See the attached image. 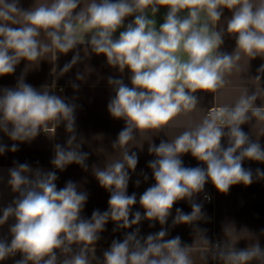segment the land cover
Instances as JSON below:
<instances>
[{"label":"clouds","instance_id":"1","mask_svg":"<svg viewBox=\"0 0 264 264\" xmlns=\"http://www.w3.org/2000/svg\"><path fill=\"white\" fill-rule=\"evenodd\" d=\"M157 4L167 7L158 27L147 11L151 6V12L158 13ZM224 9L232 12L227 32L234 34L236 49L253 58L264 54V0L258 5L252 0H89L86 7H81V0H51L27 10L19 0H0V77L13 74L21 61L35 62L53 49L73 53L60 69L69 72L83 60L79 45L86 33L91 52L103 55L120 72L127 69L130 83L107 78L114 93L107 110L124 121L112 142L122 153L120 159L95 169L93 175L109 199L106 210L94 209L90 217L82 215L87 191L72 180L57 185L58 171L73 164L89 168V153L76 143L77 105L35 88L23 75L14 87L0 88V133L13 142L0 143V155L17 152L19 144L30 143L50 124L62 125L68 134L64 144L53 145L52 169L18 161L8 169L7 183L17 195L0 209V225L14 220L9 225L11 239L0 238V261L19 253L15 264H92V246L111 221L114 231L133 230L113 239L102 258L95 257L98 264H193L191 248L178 235L165 239L169 232L164 226L171 217L173 225L187 224L203 233L199 222L206 213L197 197L206 184L228 193L234 185L264 178V170L257 168L254 175L243 166L245 160L264 163V147L242 128L251 119L250 112L264 119V106H254L256 94L246 93L234 105L210 111L173 140L149 144L147 151L154 158L147 167L154 183L139 199L135 192L128 193L139 155L127 145L139 131L160 129L178 114L195 109L199 98L194 93L225 86V73L236 66L240 55L220 51L224 34L209 23L220 21ZM42 33L50 43L39 39ZM83 79L77 72L72 88L79 89L76 81ZM185 154H191L197 166H185ZM142 175L144 181L149 179L147 173ZM140 182L135 181L137 186ZM180 201H186L191 211L177 207L173 216ZM137 203L143 211L134 210ZM142 221L162 227L141 235ZM219 256L224 264H249L264 261V248L259 244L232 248Z\"/></svg>","mask_w":264,"mask_h":264},{"label":"crops","instance_id":"2","mask_svg":"<svg viewBox=\"0 0 264 264\" xmlns=\"http://www.w3.org/2000/svg\"><path fill=\"white\" fill-rule=\"evenodd\" d=\"M89 0H81V7H86ZM254 5H258L261 0H252ZM51 0H19V5L23 9H30L40 4H50ZM151 7V6H150ZM149 9L148 15L157 22V27L163 22L167 7L156 5L160 10L153 14ZM232 12L223 10V15L218 22L209 21L215 30L224 34V42L220 51L229 54L239 52L240 59L235 62V67L230 72L225 73L226 84L215 92L198 91L194 93L199 98V103L193 110H185L173 118L167 125L160 129H146L139 131L135 139L127 148L134 150L139 155V162L136 171L131 174L128 193L135 192L137 199L147 187L154 183L151 179V170L147 167V162L154 157L147 151L148 145L152 142L159 143L161 139L173 140L183 131L199 124L211 108L222 106H232L244 94H256L254 106H264V54H257L255 58L236 49V38L234 34L227 32L228 20ZM207 19L206 17H204ZM18 19H22L18 17ZM132 18H128L131 20ZM128 21H126L127 23ZM18 26V25H17ZM122 30V29H121ZM118 32L116 35L118 36ZM87 35L80 36V54L83 60L76 64L69 72H61L60 69L72 57V52L59 54L55 49L45 54L35 62L21 61L10 75L0 77V88L14 87L17 79L22 75L26 83L37 89L46 90L57 95L66 97L70 102L77 105L76 143L82 145L83 151L89 153L87 164L89 168L84 169L78 165H70L64 171H58L57 185L63 187L65 182L72 180L78 183L80 190H85L89 194L87 204L82 215L90 217L94 209L104 211L108 207L109 193L101 188L93 173L96 168H104L107 164L121 158L122 149L114 147L112 142L116 139L119 131L124 127V121L114 119L107 110V104L114 95L112 89L107 84V78L114 76L122 78L129 84V73L127 69L120 72L117 68L107 64L103 55H96L91 52L87 44ZM39 39L44 43H50L43 33ZM77 72L83 73L84 79L76 81L80 84L79 89L72 88L71 84L76 78ZM251 119L242 125L243 130L250 139L259 142L264 147V119H260L249 113ZM67 133L61 125L55 127L52 124L40 133L30 143L19 144V150L15 153L9 151L0 155V209L7 206L17 195L12 192L8 185V169L14 161L27 162L33 168L44 170L52 169L50 163L54 155L53 145L64 144ZM0 143H13L6 135L0 133ZM226 144V139L222 140ZM185 166H197L199 163L191 154L182 157ZM245 168L264 170V163L245 160ZM142 173H147L149 179L144 181ZM140 180L139 186L135 181ZM211 199L208 202L204 197ZM198 202L203 204L202 211L206 213L205 220L199 222V227L205 229L203 233L194 230L187 224L173 225L171 217L166 227L169 235L165 239L180 236L182 244L191 248L190 255L193 264H224L220 258L221 252H227L232 248L245 249L255 244L264 248V178L255 179L250 185L237 184L230 188L228 193H220L209 182L205 186V192L198 197ZM182 208L185 212H190L191 207L186 201H180L174 205L175 208ZM140 208L139 203L134 206V210ZM14 220H9L8 224L0 225V238L11 239L9 225ZM148 221H142L139 225L141 235L157 232L162 227L159 223L155 227H149ZM115 225L110 221L106 225V230L101 233V239L92 247L95 252L90 253L92 264H98L95 257H101L113 239H122L125 231L133 229L114 231ZM137 226H133L135 228ZM21 258L17 253L14 257H8L0 264H15ZM249 264H264V261L253 260Z\"/></svg>","mask_w":264,"mask_h":264},{"label":"built area","instance_id":"3","mask_svg":"<svg viewBox=\"0 0 264 264\" xmlns=\"http://www.w3.org/2000/svg\"><path fill=\"white\" fill-rule=\"evenodd\" d=\"M216 109H218V108H211V109H209V110L207 111L206 115H208V113H209L210 111H214V110H216ZM206 200H207L208 202L211 201L210 198H208V199H206Z\"/></svg>","mask_w":264,"mask_h":264}]
</instances>
